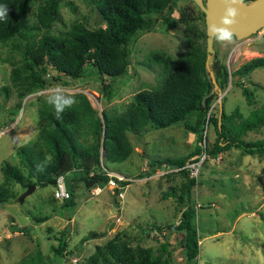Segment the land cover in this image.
<instances>
[{
    "label": "rangeland",
    "instance_id": "374dc122",
    "mask_svg": "<svg viewBox=\"0 0 264 264\" xmlns=\"http://www.w3.org/2000/svg\"><path fill=\"white\" fill-rule=\"evenodd\" d=\"M43 1L33 0L29 7V23L35 27L28 36L33 41L42 35L66 40L78 22L92 28L105 23L102 12H97L103 0H60L57 17L49 21L38 17ZM169 5L161 13L144 15L154 26L131 38L128 70L113 79L108 91L104 89L108 77L95 72L70 77L52 68L40 70L42 86L28 90L27 36L15 35L0 42V187L9 196L0 202V264H132L141 258L154 259V264H264V190L259 179L264 167L262 152L247 153L230 146L216 156L202 154L194 163V174L193 164L188 166L195 184L186 192L184 173L174 165H153L151 160L185 155L196 145V133L182 122L161 128L148 126L140 133L128 130L130 155L103 164L134 179L121 189L106 183L98 189L78 181L72 205L54 196V184H35L21 156L20 147L36 156L34 141L46 115H60L83 140L87 125L83 111L90 105L99 115L123 112L132 105L136 92L162 83L169 62L183 59L192 47L206 50L201 8L194 0H169ZM181 11L193 13V19L173 27L162 21V15L178 17ZM98 15L100 23L96 22ZM213 48V59L218 57L232 72L264 54V37L251 34L238 39L232 34H215ZM238 80L252 91V102L235 83ZM218 104L216 98L212 116L219 114ZM221 104L226 113L238 109L230 120L234 124L262 106L264 66L244 76H229ZM216 135L210 122L205 145L210 146ZM243 137L263 138L264 123L247 130ZM5 161L18 168L25 181L35 184L22 202L18 196L26 186L5 175ZM187 206L195 211L192 221L199 238L194 260L187 259L184 231L175 226ZM169 223L174 226L168 228ZM153 224L161 229L152 228ZM63 237L66 245L60 247Z\"/></svg>",
    "mask_w": 264,
    "mask_h": 264
},
{
    "label": "trees",
    "instance_id": "16d2710c",
    "mask_svg": "<svg viewBox=\"0 0 264 264\" xmlns=\"http://www.w3.org/2000/svg\"><path fill=\"white\" fill-rule=\"evenodd\" d=\"M32 1L0 0V42L15 35L27 36L26 48L29 58L25 67L30 71L26 76L28 90L42 86L40 70L47 71L52 68L70 77H82L87 72H95L101 78L108 77L110 81L104 86L108 91L113 79L128 70V43L131 38L137 31L154 26V21L144 15L149 12L161 13L170 8L169 0H103L99 8L104 15V24L92 28L78 22L73 25L66 40L42 35L33 41L28 36L30 30L35 27L29 23L28 15ZM59 1L44 0L40 3L38 17L48 21L56 18ZM193 17V13L191 16L189 12L181 11L178 17L162 15V21L173 27L177 22H187ZM205 56L206 50L192 47L183 59L169 62L165 66L162 83L156 88L136 92L132 105L123 112H101L99 115L90 105L83 111L86 113L87 122L83 140L75 136L60 115H46L34 141L36 156L28 153L26 147L19 148L31 176L35 178L34 183L54 184L56 177L63 174L69 191V197L65 199L72 205L78 181L89 187L103 185L109 178L107 171L110 170L103 162L122 161L130 155L132 145L127 137L128 130L140 133L148 126L161 128L178 122H182L186 129L196 133V145L193 150L178 157L153 158L151 163L176 166L187 178L186 192L195 184V178L190 175L187 164L200 160L202 154L216 156L219 151L230 146H235L242 152L264 153V137L252 140L243 137L247 130L264 123V104L253 109L238 124L230 121L238 114L237 108L229 113L222 111L220 118L219 114L212 116V103L219 93L211 88L212 81L208 78L204 66ZM88 65L89 69L86 68ZM211 65L217 84L223 90L229 76H244L256 67L264 66V54L249 59L232 72L218 57L213 59ZM12 72L15 82L16 69ZM235 83L241 85L246 99L252 102V91L239 80ZM210 122L214 124L217 135L211 145L206 146L204 140ZM3 170L7 177L16 182L26 187L30 184V181L24 180L22 172L11 163L5 161ZM259 179L264 190V167ZM5 200H9V196H6L4 189L0 187V202ZM194 213V209L187 206L175 225L184 231L182 242L188 260H194L199 251L197 228L192 221ZM173 226L167 224L168 228ZM152 228L161 229L155 224ZM65 245L63 237L60 239V247ZM154 261L141 258L134 260L132 264H154Z\"/></svg>",
    "mask_w": 264,
    "mask_h": 264
},
{
    "label": "water",
    "instance_id": "95a60500",
    "mask_svg": "<svg viewBox=\"0 0 264 264\" xmlns=\"http://www.w3.org/2000/svg\"><path fill=\"white\" fill-rule=\"evenodd\" d=\"M201 8L205 16L206 23V59L205 69L208 78L212 81V89H216L218 96L219 118L223 111L221 104V88L216 83L210 63L214 57L213 38L215 34L234 35L241 39L255 33L264 25V0H194ZM98 14L101 12L97 9ZM96 22L100 23L99 15ZM35 184H29L26 189L18 196L20 202L24 196L32 191ZM111 227V225H110Z\"/></svg>",
    "mask_w": 264,
    "mask_h": 264
},
{
    "label": "built area",
    "instance_id": "2783aa9c",
    "mask_svg": "<svg viewBox=\"0 0 264 264\" xmlns=\"http://www.w3.org/2000/svg\"><path fill=\"white\" fill-rule=\"evenodd\" d=\"M253 34L256 35L257 37H260V38L264 37V25L261 26ZM202 156H201L200 160L202 159ZM196 162H199V160L194 161V162H190L187 164V166H190L191 164H193L194 168L190 167L192 169L191 170L192 174H194L196 172L195 165H194V163H196ZM107 173L109 175V178H108L106 184L114 187L115 189L116 188L121 189L122 187L126 186L130 180L134 179L133 177H130L129 175H125L124 173H121V172H115V171L108 170ZM124 181H127V182L125 183ZM97 188L100 189L99 186ZM53 194L56 198H60V199H65V198L69 197V191L67 190L65 177L63 174H60L56 177V181L54 183V188H53ZM119 194H122V191H120Z\"/></svg>",
    "mask_w": 264,
    "mask_h": 264
},
{
    "label": "flooded vegetation",
    "instance_id": "af4514ba",
    "mask_svg": "<svg viewBox=\"0 0 264 264\" xmlns=\"http://www.w3.org/2000/svg\"><path fill=\"white\" fill-rule=\"evenodd\" d=\"M205 17V16H204Z\"/></svg>",
    "mask_w": 264,
    "mask_h": 264
}]
</instances>
